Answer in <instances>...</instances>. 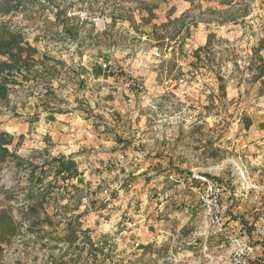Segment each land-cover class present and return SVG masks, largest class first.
<instances>
[{
  "label": "rangeland",
  "instance_id": "1",
  "mask_svg": "<svg viewBox=\"0 0 264 264\" xmlns=\"http://www.w3.org/2000/svg\"><path fill=\"white\" fill-rule=\"evenodd\" d=\"M42 3L46 7L0 16V23L22 30L38 49V59L46 56L50 70L56 66L57 76L49 83L30 81L14 86L8 100L0 101V132L13 136L15 144L24 137L20 156L40 152L47 157L72 156L76 161L81 174L71 183L82 189L83 197L79 209L68 217H80L81 230H91L93 239L104 236L109 242L105 253L110 259L93 263L90 258L87 262L86 248L82 253L85 264H179L177 260L187 258L188 253L189 260L209 264L203 252L202 208L182 187L163 214L150 215L148 236H153V242H144L145 247L135 250L134 234H124L123 222L128 220L125 215L130 207L146 197L153 204L155 190L163 188L146 175L130 177L132 190L123 184L136 171L133 156L148 150L151 155L146 162L156 165V170L185 178L192 172L211 177L222 189L223 216L229 230L236 236H249L256 246L252 264H264V244L252 235L262 223L264 210V95H260V82H252L245 68L252 49L264 38V0ZM146 8H156L151 22L144 21L149 17ZM181 17L190 26L189 35L183 29L172 40L180 29L178 25L175 31L177 26H172L168 32L158 31L159 36H166L159 42L155 26ZM65 23L68 30L83 25L78 39L65 32ZM209 35L213 36L211 47L198 60L195 52L206 46ZM261 55L264 57V51ZM215 60L225 80L224 95L219 90ZM104 61L115 62L128 73L109 75L100 67ZM129 75L143 91L123 87ZM245 120L252 121L250 129L245 128ZM119 152L127 156L123 171L96 169L98 159ZM19 178L24 186V173L17 177L12 165L0 170V210L13 208L18 218L23 195L18 202L9 203L2 189L14 187ZM101 185L113 187L110 203L104 202ZM59 206L73 211L75 202L63 199ZM45 211L59 222L54 239L44 233L21 235L5 247L0 264L56 263L67 246L55 239L64 237L67 221L54 204ZM82 240L83 236L79 246H83ZM207 247L215 264L227 262L229 248L224 236H211Z\"/></svg>",
  "mask_w": 264,
  "mask_h": 264
},
{
  "label": "trees",
  "instance_id": "2",
  "mask_svg": "<svg viewBox=\"0 0 264 264\" xmlns=\"http://www.w3.org/2000/svg\"><path fill=\"white\" fill-rule=\"evenodd\" d=\"M43 1L50 6L55 5L57 0ZM162 1L167 2L169 0ZM33 6L46 7L42 0H0V16H10ZM57 8L59 9V7ZM155 9L146 8L149 12V17L144 19L145 22H151L155 18L153 14ZM65 20L69 21L66 18ZM64 25L65 32L68 35L77 39L80 37L83 25H76L71 30H68V23ZM178 25L179 30H177ZM172 26H177L174 29L177 31L175 35H172V40L178 37L183 32V29L189 35L190 26L181 17L159 27L155 26V35H158L159 42L164 41L166 36H159L158 31L168 32ZM212 39L213 36L209 35L206 46L199 48L195 52V57L198 60L201 58L200 53L211 47ZM252 51L253 54L245 68L250 72L252 82H260L261 88L259 90L262 96L264 95V57L261 52L264 51V38L259 41L258 46L254 47ZM38 56V49L26 40L22 30L13 29L5 22L0 23V101L5 102L8 100L14 86H22L23 83L30 81H46L49 83L51 79L57 76L56 66H53L50 70L48 68L50 60L46 56L39 60ZM215 67H218L216 75L219 82V90L224 95L225 80L221 76V65L216 60ZM235 67L239 68L237 64H235ZM18 79H22V81L19 82ZM48 97L52 96L49 95ZM245 121V128L250 129L253 125L252 121ZM23 139V136L19 137V141L15 144L13 136L0 132V170L4 166L12 165V170L17 177L22 173L25 174L24 186L21 185L22 178H19L17 185L14 187L9 190L2 189L6 202H18L19 195H23V199L22 214L19 218L14 214L13 208L0 210V258L3 256L5 247L11 245L13 239L21 235L29 233L40 235L44 233L49 238L54 239L59 222L56 224L54 218L45 211L46 206L54 204L57 209L63 210L60 215L62 219L67 221L64 237L55 239V241L65 243L67 248L64 253L59 255L55 264H85L82 253L86 248H88L87 262H89L90 258L93 263L98 261L103 263L110 259V254L105 253L109 244L108 239L104 236L93 239L90 235L91 230H81L80 217L75 215L68 217L70 213H74V211L79 209L83 197L82 189L71 183L74 178L81 174L76 161L72 156L47 157V154L40 152H33L31 157L20 156L18 155V150L22 145ZM215 153L218 154V151ZM63 199H67L69 203L75 202L73 211H70L68 206H59ZM44 228L47 229L45 232ZM82 236L83 246H79L78 242Z\"/></svg>",
  "mask_w": 264,
  "mask_h": 264
},
{
  "label": "built area",
  "instance_id": "3",
  "mask_svg": "<svg viewBox=\"0 0 264 264\" xmlns=\"http://www.w3.org/2000/svg\"><path fill=\"white\" fill-rule=\"evenodd\" d=\"M101 69L112 76H118L122 73H128L119 64L110 61H104L100 63ZM126 90L138 88L143 91L144 87L138 83V80L129 75L123 85ZM135 135L140 136V131L136 130ZM151 152L145 151L141 154H135L133 156L132 163L136 166V171L133 174H129L125 177V184L128 190L134 189V184L130 177H138L146 175L149 180H155L156 184L161 185L163 188L155 190L153 194V204L147 200L141 199L138 206L132 205L128 210L127 221H124V228L126 229L124 234L132 232L134 234L133 244L134 249H139L153 242V236H148L151 230L149 224L150 215L156 213L157 216L163 214L166 207L172 204L177 199V189L183 188L188 190L196 197L197 203L202 208L205 219V247L204 256L209 259V264H215V259L208 251L207 244L211 236L220 234L226 238V243L229 248L227 262L224 264H252L253 257L255 256L256 246L252 242L251 238L247 235L236 236L229 230L228 225L224 219V212L222 208L223 192L219 185L214 180L199 172H192L188 177H181L176 173L163 171L161 169L156 170L155 167L146 162L150 157ZM90 161L91 159L88 158ZM127 160V156L124 152L115 154H108L103 158L98 159L95 163V167L98 171L105 173L108 170L115 169L124 170V166ZM115 170H113L115 172ZM111 172V174H115ZM102 195L105 203L111 202V195L113 194V187L109 185H101ZM165 187V188H164ZM124 213V212H123ZM260 220L262 223L260 226L255 227L252 231V235L257 236L262 240L264 244V210L261 212ZM108 223V221H106ZM114 226H112L113 228ZM211 231V232H210ZM145 242V243H144ZM174 260H177L176 258ZM179 264H197L187 258L179 259Z\"/></svg>",
  "mask_w": 264,
  "mask_h": 264
},
{
  "label": "crops",
  "instance_id": "4",
  "mask_svg": "<svg viewBox=\"0 0 264 264\" xmlns=\"http://www.w3.org/2000/svg\"><path fill=\"white\" fill-rule=\"evenodd\" d=\"M201 39H202V40H201L202 42H204V41H205V38H201ZM201 45H203V43H201ZM155 169H156V167H155ZM245 234H246V233H245ZM220 237H222V238H223V236H221V235H220ZM214 239H215V236H214ZM214 244H215V243H214ZM187 255H188V256H190V253H188ZM214 259H215V257H214Z\"/></svg>",
  "mask_w": 264,
  "mask_h": 264
}]
</instances>
